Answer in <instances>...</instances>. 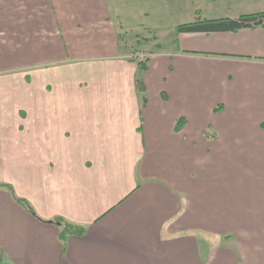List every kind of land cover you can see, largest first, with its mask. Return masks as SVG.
Wrapping results in <instances>:
<instances>
[{"label":"crops","instance_id":"crops-1","mask_svg":"<svg viewBox=\"0 0 264 264\" xmlns=\"http://www.w3.org/2000/svg\"><path fill=\"white\" fill-rule=\"evenodd\" d=\"M260 12L264 0H0L4 264H264V28L176 32ZM119 34L152 43L134 47L145 106ZM58 217L85 234L63 242Z\"/></svg>","mask_w":264,"mask_h":264},{"label":"trees","instance_id":"trees-1","mask_svg":"<svg viewBox=\"0 0 264 264\" xmlns=\"http://www.w3.org/2000/svg\"><path fill=\"white\" fill-rule=\"evenodd\" d=\"M258 27L264 28V12L245 14L236 18L202 19L200 16H198L193 22L177 26L176 32H235L242 29H253ZM119 40H121V43L122 40H124V42L126 43L125 35L119 34ZM130 60L137 61L138 74L135 78V85L137 91L141 95L142 106H145L147 103V97L145 95L146 86L142 78V74L147 69V59L140 60L137 56L132 55L130 57ZM19 201L27 206L31 212L35 213L33 208L29 206V204L25 200L20 199ZM53 222H55L59 226V238L63 242H65L70 236H81L85 234L87 230L86 226L74 224L62 217L56 218L55 220H53ZM2 262L3 259L0 261V264Z\"/></svg>","mask_w":264,"mask_h":264},{"label":"rangeland","instance_id":"rangeland-1","mask_svg":"<svg viewBox=\"0 0 264 264\" xmlns=\"http://www.w3.org/2000/svg\"><path fill=\"white\" fill-rule=\"evenodd\" d=\"M148 21H149V18H148ZM147 25H149V22H148V24ZM161 29V28H160ZM160 30H158V29H155V35L157 36V38L159 39V36H160ZM171 33H173V32H171ZM148 34V33H147ZM172 36L173 35H171V36H169V37H167L166 39H163V41H169L171 38H172ZM125 38H126V45H128V46H130L129 48L131 49V51H132V55H135L136 54V52L138 51L137 49H135L134 47H138V48H143V47H150V45L152 44L151 42H149V44H148V46H146V45H144L145 44V42H144V40H142L143 41V44H138L137 43V36L136 35H129V34H126L125 35ZM162 40V39H161ZM145 41H146V39H145ZM162 41V47L161 48H159L158 46H156L155 48H156V50H158V51H168V50H170V49H172L171 47H173V43H164ZM125 46V45H124ZM159 49H164V50H159ZM135 53V54H134ZM141 56H138V58H140ZM143 57V56H142ZM141 57V58H142ZM146 57V56H145ZM140 58V60H142ZM1 264H4V261L1 263Z\"/></svg>","mask_w":264,"mask_h":264},{"label":"water","instance_id":"water-1","mask_svg":"<svg viewBox=\"0 0 264 264\" xmlns=\"http://www.w3.org/2000/svg\"><path fill=\"white\" fill-rule=\"evenodd\" d=\"M0 250H1V248H0ZM2 256H3V252H2V250L0 251V261L2 260Z\"/></svg>","mask_w":264,"mask_h":264},{"label":"built area","instance_id":"built-area-1","mask_svg":"<svg viewBox=\"0 0 264 264\" xmlns=\"http://www.w3.org/2000/svg\"><path fill=\"white\" fill-rule=\"evenodd\" d=\"M142 56H143V57H142ZM141 57H142V58H141ZM141 57H140V58H141L142 60H144V59H145V56H144V55H141Z\"/></svg>","mask_w":264,"mask_h":264}]
</instances>
